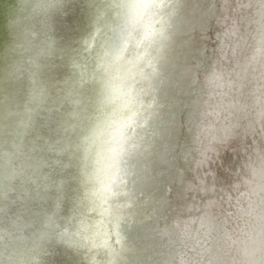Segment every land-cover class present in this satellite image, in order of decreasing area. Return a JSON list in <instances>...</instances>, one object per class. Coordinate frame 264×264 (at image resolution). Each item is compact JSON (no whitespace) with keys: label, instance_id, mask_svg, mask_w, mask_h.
<instances>
[{"label":"clouds","instance_id":"obj_1","mask_svg":"<svg viewBox=\"0 0 264 264\" xmlns=\"http://www.w3.org/2000/svg\"><path fill=\"white\" fill-rule=\"evenodd\" d=\"M164 5L159 2H146V0H116L114 7V23L120 28L122 36L116 41L117 49L127 44V51L124 52V59H135L138 53L150 51L154 47L152 42V29L159 28L160 21L157 16L161 14ZM143 16L139 17V12ZM156 21L155 24L152 22ZM99 82L96 84V98L102 101L105 96L109 102L105 104L104 112L112 120L121 118L122 98L119 92L123 91L127 82L122 79V69L117 66L110 67L107 71L97 73ZM126 98V97H125ZM115 124H110L104 132V138L109 144L115 141L111 135V129ZM103 149V144H101ZM124 163L119 162L120 166ZM96 176V194L99 203H106V197L116 189L115 175L117 165L112 154L107 151H100L92 164Z\"/></svg>","mask_w":264,"mask_h":264}]
</instances>
